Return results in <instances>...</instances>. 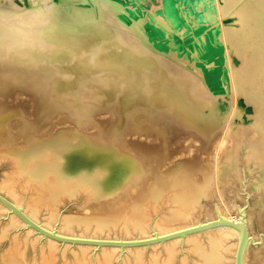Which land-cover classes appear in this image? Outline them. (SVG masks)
Segmentation results:
<instances>
[{
    "label": "bare ground",
    "instance_id": "1",
    "mask_svg": "<svg viewBox=\"0 0 264 264\" xmlns=\"http://www.w3.org/2000/svg\"><path fill=\"white\" fill-rule=\"evenodd\" d=\"M32 2L0 6V162L11 164L0 183V213H9L2 235L22 223L45 239L37 264H57L60 246L63 255L79 249L68 264H113L119 251L132 252L135 264H175L181 242L188 252L180 264L190 254L199 264H237L240 229L187 230L222 217L246 222L249 264L245 210L184 223L214 179L240 173L241 158L264 178V0H43L19 8ZM23 96L45 99L61 127L36 131ZM80 195L91 212L59 217V205ZM165 199L174 211L151 219ZM44 208L47 224L39 221ZM12 239L6 264H25Z\"/></svg>",
    "mask_w": 264,
    "mask_h": 264
},
{
    "label": "rangeland",
    "instance_id": "2",
    "mask_svg": "<svg viewBox=\"0 0 264 264\" xmlns=\"http://www.w3.org/2000/svg\"><path fill=\"white\" fill-rule=\"evenodd\" d=\"M31 6H19L20 9L28 10L30 7L38 4L43 0H32ZM15 2L21 3L22 0H0V6L3 8H10ZM12 7V6H11ZM19 103H23L27 119L34 125L35 130L41 133L52 132L61 125L57 117V113L54 111H47L43 105L45 99L40 103H35L31 98L19 97ZM11 164L7 161L0 162V183L5 179L7 174L11 172ZM238 173L225 174L219 179H214L212 186L208 193L200 200V204L197 210L194 212L192 218L184 223L185 225H193L198 223L207 222L217 218L218 210L221 208L227 210L234 216H241V211L245 210L246 219L249 224L251 235L254 237V242L250 246L249 251V264H264V178L257 171L252 173L248 172L245 159L241 158L239 162ZM248 172V173H247ZM29 192H27L28 194ZM176 208V204L168 199L162 200L159 207L152 213L151 219L156 220L164 215H169ZM91 210L87 200L83 196L72 197L66 199L58 207V215L61 216H77L81 214H88ZM48 210L44 208L39 214V221L42 223H48ZM9 213L6 209L0 213V264H6L5 255L12 246L14 240L13 237L17 236L21 242V248L24 251L25 264H37L41 261L42 255L47 248V242L43 238H39L35 233H28L25 230L24 224H16L11 226L6 236L2 233L8 227ZM58 225V223H55ZM182 226V225H180ZM176 226V227H180ZM81 231H77L76 235H81ZM151 235L155 234V231L150 232ZM106 236V235H104ZM111 238H116V235H111ZM58 248L57 264H68L74 259L75 253L79 252L78 248L69 246L63 255L64 248ZM164 247L159 246L157 252L159 256L164 257ZM62 249V250H61ZM152 249H145V258L151 256ZM188 252L187 245L181 242L178 245L177 259L175 264H180L184 254ZM62 253V255H61ZM99 253L97 250H92L89 256H94ZM133 253L124 254L123 251L117 252L114 257L113 264H135L133 260ZM188 264H199L193 254H190Z\"/></svg>",
    "mask_w": 264,
    "mask_h": 264
},
{
    "label": "water",
    "instance_id": "3",
    "mask_svg": "<svg viewBox=\"0 0 264 264\" xmlns=\"http://www.w3.org/2000/svg\"><path fill=\"white\" fill-rule=\"evenodd\" d=\"M221 225L235 227V228L241 230L242 240L240 242L239 249H238L237 264H243L244 254H245V251L247 249V243L249 241V232H248V227H247L246 222H244V221L241 222L240 221L239 223H235L233 221H230L228 219L220 217L218 220L211 221V222H208V223H205V224H199L196 227H191L190 229H187V230H189L190 232H194V231L204 230V229H207V228L221 226ZM187 230H183L181 232H184V231L187 232ZM176 234H178V233H176ZM76 242L83 243V241H81V240L76 241ZM89 242L93 243L94 241H88V243ZM136 243H138V242H133L132 241V242H128L127 244H131L132 245V244H136ZM122 244L123 243H121V246H122Z\"/></svg>",
    "mask_w": 264,
    "mask_h": 264
}]
</instances>
